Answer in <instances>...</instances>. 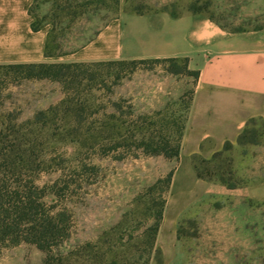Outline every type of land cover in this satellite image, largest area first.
Instances as JSON below:
<instances>
[{
    "label": "rangeland",
    "instance_id": "obj_1",
    "mask_svg": "<svg viewBox=\"0 0 264 264\" xmlns=\"http://www.w3.org/2000/svg\"><path fill=\"white\" fill-rule=\"evenodd\" d=\"M97 1L39 0L48 21L61 7V54L123 13L121 0ZM192 5L232 29L264 25V0H133L124 10ZM85 64L65 84L0 70V175L44 190L46 210L66 221L50 264H264V119L247 124V144L191 150L182 137L179 158L147 156L143 135H175L158 113L187 125L195 78L169 72L182 62ZM169 174V187L159 183ZM45 259L33 244L0 246V264Z\"/></svg>",
    "mask_w": 264,
    "mask_h": 264
},
{
    "label": "crops",
    "instance_id": "obj_2",
    "mask_svg": "<svg viewBox=\"0 0 264 264\" xmlns=\"http://www.w3.org/2000/svg\"><path fill=\"white\" fill-rule=\"evenodd\" d=\"M131 1L121 0L123 13L86 46L47 58L49 29L31 28L35 0H0V66L187 60L198 73L183 132L191 150L235 142L250 121L264 119V28L231 33L205 14L138 15L124 10Z\"/></svg>",
    "mask_w": 264,
    "mask_h": 264
},
{
    "label": "trees",
    "instance_id": "obj_3",
    "mask_svg": "<svg viewBox=\"0 0 264 264\" xmlns=\"http://www.w3.org/2000/svg\"><path fill=\"white\" fill-rule=\"evenodd\" d=\"M100 1V0H98ZM97 1V2H98ZM133 1V0H132ZM39 0H35L33 5L30 7V15L33 17L32 30L38 32L45 28L47 25L51 26L48 33L46 45H45V56L47 58H59L67 54H61L59 52L61 44L58 39V25L61 24L60 15L57 3L54 5V9L50 15L48 21V16L40 17L37 11L40 9ZM174 5L171 6L173 8ZM169 7H164L162 10L142 12L138 8H133V13L142 15L152 12H166L171 14L173 17H178L181 14L176 13ZM190 13L193 14H205L213 22H216L221 26L222 29L231 33H242L249 30H260L264 28L263 26H257L255 28H229L223 26L218 22L213 15L209 16L204 8L192 5L189 9ZM99 33V32H98ZM97 33V34H98ZM97 34L86 43V46L91 42ZM83 46V47H84ZM82 47V48H83ZM154 62H167L172 65H176L177 62H182L184 67L182 71H172V74H182L187 73L193 76L195 79L198 77L197 72H192L188 69L187 60L179 59H168V60H152ZM147 61H132V62H107V63H97V64H137L145 63ZM86 67L85 63H73V64H27V65H8L0 66V70L6 69L14 72L15 80L22 79H34V80H50L53 82H58L65 84L69 80H74L77 77L76 72L81 70V68ZM159 123L162 124L161 127L168 126L171 123L172 127L175 129L174 137H163L159 135L157 137L151 135H143L139 143V148L147 156H163L166 159H177L180 156L181 141L183 137V131L185 129V119L184 117H179L178 119L171 120L166 117L163 113H158L157 115ZM156 117V118H157ZM146 119V118H145ZM154 119V117L152 118ZM254 121V120H252ZM250 121V122H252ZM249 122V123H250ZM153 123L152 125H158ZM246 130L239 137V143L247 144L245 141ZM254 143V142H252ZM159 183H165L169 187L172 183V174H169L166 179L159 181ZM46 192L40 190L38 187H31L29 185H23L16 183L14 186L7 185L4 177L0 175V246L4 249L17 246L22 243L33 244L37 246V249L46 254L45 264H50V254L53 252L54 248L51 247L57 245V242L63 240L68 236L67 227L65 225L66 221L61 219V215H52L49 213L43 202ZM60 217L59 221H57ZM162 218V214L158 215L156 225L152 228L153 232L156 233L159 226V221Z\"/></svg>",
    "mask_w": 264,
    "mask_h": 264
}]
</instances>
